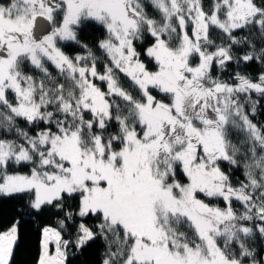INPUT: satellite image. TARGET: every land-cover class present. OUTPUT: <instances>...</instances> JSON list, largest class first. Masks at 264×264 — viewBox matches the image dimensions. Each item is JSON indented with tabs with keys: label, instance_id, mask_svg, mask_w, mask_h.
<instances>
[{
	"label": "snow or ice",
	"instance_id": "6c2138e0",
	"mask_svg": "<svg viewBox=\"0 0 264 264\" xmlns=\"http://www.w3.org/2000/svg\"><path fill=\"white\" fill-rule=\"evenodd\" d=\"M89 24L106 33L102 72ZM260 107L264 0H0V201L19 205L0 264L26 215L56 217L36 264H70L97 240L101 264H264Z\"/></svg>",
	"mask_w": 264,
	"mask_h": 264
},
{
	"label": "trees",
	"instance_id": "16d2710c",
	"mask_svg": "<svg viewBox=\"0 0 264 264\" xmlns=\"http://www.w3.org/2000/svg\"><path fill=\"white\" fill-rule=\"evenodd\" d=\"M210 0H205V7H208ZM150 15H157L151 8L148 9ZM83 27V25L81 26ZM104 29L95 24H89L86 28H84L83 33L81 34V38L85 40L90 46L93 47L95 54L99 57L98 67L99 70H103V65L106 63V59L104 54L95 48L96 43L105 37ZM154 41L150 37H146L142 41H137L136 45L139 51H143V49L149 45H151ZM70 42H62V45L69 44ZM63 50L69 54L74 55L80 53L82 50L75 45L72 46H65ZM141 59L145 62L146 67L149 70H155V63L154 61H150L147 56H145L142 52ZM231 70V69H230ZM247 72H250L253 76H255L259 71L260 67L257 64H253L250 68L246 69ZM55 74V73H54ZM219 74L218 72H214V75ZM229 72H225L222 75L223 79H228ZM120 82L123 87L132 91L134 95H136V91L133 88L130 81L120 74ZM156 95L155 92H153ZM158 98H162L159 97ZM253 98H257L255 94ZM254 122L258 125H264V107H260L256 116L253 118ZM23 126V125H22ZM233 140L238 141L240 136L233 135ZM225 170H227L228 166L224 165ZM30 165L25 166H14L11 171H18L21 173L28 172ZM233 181L242 180L243 176L241 175L240 171L233 172ZM211 204H219V206L223 207L222 201L217 200H209L207 201ZM235 208L239 209V204L234 203L233 205ZM19 205L16 201L11 199H3L0 201V227L6 228L12 219L16 217L15 208H18ZM18 218V217H17ZM87 223L91 224V218L86 221ZM45 224H50L53 227H56V217L55 216H45L42 218L31 217L29 218L27 215L24 217V220L21 223L20 232H21V240L19 246L16 248L15 255L13 258V264H36V260L39 256L40 251V229H42ZM65 239H70L71 237L65 234ZM104 252V245L101 241L97 240L95 243L89 244L82 252L77 253L75 248L70 249V253H75L74 257L70 260V264H101L102 254Z\"/></svg>",
	"mask_w": 264,
	"mask_h": 264
},
{
	"label": "rangeland",
	"instance_id": "374dc122",
	"mask_svg": "<svg viewBox=\"0 0 264 264\" xmlns=\"http://www.w3.org/2000/svg\"><path fill=\"white\" fill-rule=\"evenodd\" d=\"M150 46V45H149ZM148 47V46H147ZM147 47H145L144 49H143V51H139L138 50V48H137V50L139 51V52H142L143 54L145 53V49L147 48ZM75 55V54H74ZM145 55V54H144ZM146 56V55H145ZM141 61L143 62V63H145L142 59H141ZM155 63V62H154ZM146 65V64H145ZM149 70V69H148ZM156 70V69H155ZM154 70V71H155ZM103 71V70H102ZM101 71V72H102ZM149 71H153V70H149ZM100 86H101V88H102V90H106V85H104V84H102L101 82H99V81H96ZM24 173H26V172H24ZM53 249H54V245H53Z\"/></svg>",
	"mask_w": 264,
	"mask_h": 264
}]
</instances>
